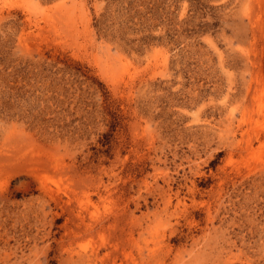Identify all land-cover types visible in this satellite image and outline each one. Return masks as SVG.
I'll return each mask as SVG.
<instances>
[{
	"label": "rangeland",
	"instance_id": "rangeland-1",
	"mask_svg": "<svg viewBox=\"0 0 264 264\" xmlns=\"http://www.w3.org/2000/svg\"><path fill=\"white\" fill-rule=\"evenodd\" d=\"M0 264H264V0H0Z\"/></svg>",
	"mask_w": 264,
	"mask_h": 264
}]
</instances>
